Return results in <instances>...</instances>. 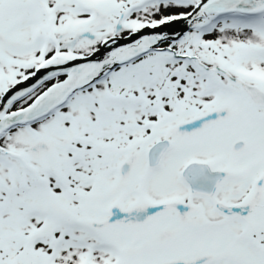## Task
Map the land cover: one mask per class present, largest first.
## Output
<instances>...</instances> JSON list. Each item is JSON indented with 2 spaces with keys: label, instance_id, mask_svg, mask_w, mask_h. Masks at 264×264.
I'll return each mask as SVG.
<instances>
[{
  "label": "snow or ice",
  "instance_id": "1",
  "mask_svg": "<svg viewBox=\"0 0 264 264\" xmlns=\"http://www.w3.org/2000/svg\"><path fill=\"white\" fill-rule=\"evenodd\" d=\"M0 264H264V0H0Z\"/></svg>",
  "mask_w": 264,
  "mask_h": 264
}]
</instances>
